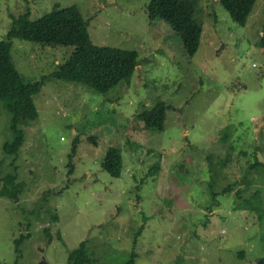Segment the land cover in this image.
<instances>
[{"label": "rangeland", "instance_id": "obj_1", "mask_svg": "<svg viewBox=\"0 0 264 264\" xmlns=\"http://www.w3.org/2000/svg\"><path fill=\"white\" fill-rule=\"evenodd\" d=\"M150 0H0V42L14 17L38 21L77 6L92 43L138 54L134 74L107 93L52 77L73 48L15 40L12 59L40 117L22 125L17 155L12 116L0 100V190L16 176L17 202L0 196V264H69L86 243L88 264H257L264 258V0L245 27L220 0H195L203 28L189 58ZM164 101V131L139 113ZM79 144L70 167L74 140ZM121 151L120 178L102 167ZM22 240L20 248L17 241Z\"/></svg>", "mask_w": 264, "mask_h": 264}, {"label": "trees", "instance_id": "obj_2", "mask_svg": "<svg viewBox=\"0 0 264 264\" xmlns=\"http://www.w3.org/2000/svg\"><path fill=\"white\" fill-rule=\"evenodd\" d=\"M231 14L233 20L245 27L258 0H220ZM151 24L165 22L182 42L186 56L198 53L203 28L195 20V0H150L147 6ZM88 22L77 6L54 8L38 21L31 20V12L14 17V24L6 39L0 42V100L12 116L10 129L14 140L4 145L9 155H17L26 143V132L22 125L36 122L40 112L35 101L45 83V78L35 82L28 81L18 70L12 59L15 40L43 45L50 48H73L70 58L52 75L55 79L82 83L88 87L107 93L122 81L129 79L139 66L138 54L110 47L95 46L90 38ZM260 46L264 50V26ZM170 105L164 101L156 103L151 109L139 113L138 119L150 130L164 131L167 110ZM78 138L74 140L69 155L70 167L78 148ZM101 167L113 178H120L123 169L121 151L107 149ZM10 185L0 190V196L19 201L24 185L17 182L16 176L6 177ZM18 248L22 240L17 241ZM86 243L73 251L69 264H88ZM134 263V254L125 264ZM264 264V258L257 261Z\"/></svg>", "mask_w": 264, "mask_h": 264}]
</instances>
